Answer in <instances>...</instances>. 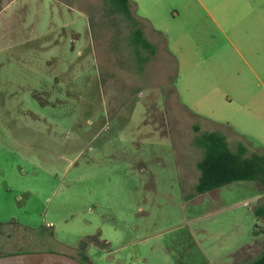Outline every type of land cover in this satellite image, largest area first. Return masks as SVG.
I'll list each match as a JSON object with an SVG mask.
<instances>
[{"label":"rangeland","instance_id":"obj_1","mask_svg":"<svg viewBox=\"0 0 264 264\" xmlns=\"http://www.w3.org/2000/svg\"><path fill=\"white\" fill-rule=\"evenodd\" d=\"M156 24L173 76L155 61L135 72L101 0H0V254L244 264L258 252L247 182L192 194L194 114L171 83L190 104L227 79L221 71L253 74L226 49L197 55L194 38L181 53L173 44L185 39ZM197 57L208 58L203 71Z\"/></svg>","mask_w":264,"mask_h":264},{"label":"crops","instance_id":"obj_2","mask_svg":"<svg viewBox=\"0 0 264 264\" xmlns=\"http://www.w3.org/2000/svg\"><path fill=\"white\" fill-rule=\"evenodd\" d=\"M128 7L144 37L155 46L149 61L166 64V75H172L176 61L172 51L157 42L163 36L156 24L159 21L165 23L164 31L185 39L173 44L176 49L180 44L189 45L187 39L194 38L197 55L226 49V53L240 56L241 65L252 72L253 79H237L232 72L226 75L221 71L226 80L202 88V97L197 94L186 104L173 78L172 94L186 112L194 114L192 124L201 130L220 131L230 148L241 142L249 153L264 154V0H128ZM115 18L118 22V16ZM109 27L112 36L116 31L124 32L123 22H118L116 29ZM207 60L197 57V69L203 71ZM71 149L67 150H76ZM253 198L257 202L260 196ZM104 251H108L106 247Z\"/></svg>","mask_w":264,"mask_h":264},{"label":"trees","instance_id":"obj_3","mask_svg":"<svg viewBox=\"0 0 264 264\" xmlns=\"http://www.w3.org/2000/svg\"><path fill=\"white\" fill-rule=\"evenodd\" d=\"M101 3L102 14L109 25L116 29L118 22H123L124 32L113 33V47H124L130 55L135 72L141 73L154 55L155 46L144 37L129 10L128 0H101ZM191 129L193 136L189 144L200 150V156L195 161L198 175L191 187L192 194L202 196L233 182H247L241 187L254 196H260L251 208V240L258 236L262 238L258 252L244 264H264V154L249 153L241 142L230 148L224 134L218 130H201L196 124H192ZM0 225L3 223L0 222Z\"/></svg>","mask_w":264,"mask_h":264},{"label":"water","instance_id":"obj_4","mask_svg":"<svg viewBox=\"0 0 264 264\" xmlns=\"http://www.w3.org/2000/svg\"><path fill=\"white\" fill-rule=\"evenodd\" d=\"M0 264H83L76 258L58 252L37 251L0 254Z\"/></svg>","mask_w":264,"mask_h":264}]
</instances>
